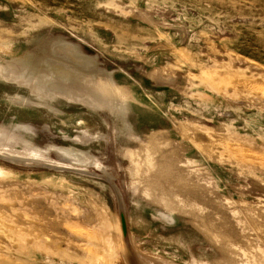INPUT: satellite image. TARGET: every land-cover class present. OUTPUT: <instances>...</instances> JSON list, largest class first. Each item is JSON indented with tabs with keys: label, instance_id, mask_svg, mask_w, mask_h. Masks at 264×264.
Instances as JSON below:
<instances>
[{
	"label": "rangeland",
	"instance_id": "1",
	"mask_svg": "<svg viewBox=\"0 0 264 264\" xmlns=\"http://www.w3.org/2000/svg\"><path fill=\"white\" fill-rule=\"evenodd\" d=\"M0 264H264V0H0Z\"/></svg>",
	"mask_w": 264,
	"mask_h": 264
},
{
	"label": "bare ground",
	"instance_id": "2",
	"mask_svg": "<svg viewBox=\"0 0 264 264\" xmlns=\"http://www.w3.org/2000/svg\"><path fill=\"white\" fill-rule=\"evenodd\" d=\"M68 45V44H67ZM61 47V46H60ZM56 48H57V46H56ZM67 48V47H66ZM57 50V49H56ZM80 60V59H79ZM88 61V60H87ZM78 63L80 64V62L78 61ZM88 64V63H87Z\"/></svg>",
	"mask_w": 264,
	"mask_h": 264
},
{
	"label": "water",
	"instance_id": "3",
	"mask_svg": "<svg viewBox=\"0 0 264 264\" xmlns=\"http://www.w3.org/2000/svg\"><path fill=\"white\" fill-rule=\"evenodd\" d=\"M130 258H132V257H130Z\"/></svg>",
	"mask_w": 264,
	"mask_h": 264
}]
</instances>
